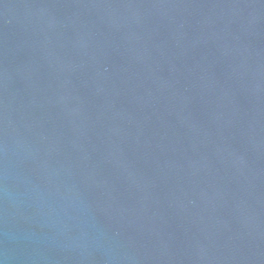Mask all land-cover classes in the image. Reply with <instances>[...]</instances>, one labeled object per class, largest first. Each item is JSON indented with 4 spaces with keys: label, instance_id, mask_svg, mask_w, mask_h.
I'll return each instance as SVG.
<instances>
[{
    "label": "water",
    "instance_id": "95a60500",
    "mask_svg": "<svg viewBox=\"0 0 264 264\" xmlns=\"http://www.w3.org/2000/svg\"><path fill=\"white\" fill-rule=\"evenodd\" d=\"M0 261L264 264V0H0Z\"/></svg>",
    "mask_w": 264,
    "mask_h": 264
},
{
    "label": "clouds",
    "instance_id": "9594fccd",
    "mask_svg": "<svg viewBox=\"0 0 264 264\" xmlns=\"http://www.w3.org/2000/svg\"><path fill=\"white\" fill-rule=\"evenodd\" d=\"M0 264H4V262L3 261H0Z\"/></svg>",
    "mask_w": 264,
    "mask_h": 264
}]
</instances>
